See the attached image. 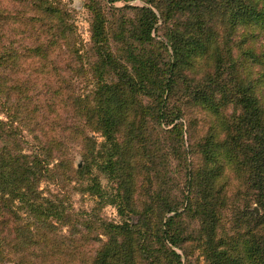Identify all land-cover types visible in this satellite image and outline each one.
Returning a JSON list of instances; mask_svg holds the SVG:
<instances>
[{
  "label": "trees",
  "instance_id": "16d2710c",
  "mask_svg": "<svg viewBox=\"0 0 264 264\" xmlns=\"http://www.w3.org/2000/svg\"><path fill=\"white\" fill-rule=\"evenodd\" d=\"M28 1L32 10L7 13L12 24L0 25V99L3 95L7 102L22 92L20 84L7 83L8 68L12 71L25 55L46 60L59 46L69 50L75 36L71 24L57 21L62 9L54 1L21 3ZM147 1L159 13L148 6L129 7L135 16H122L116 32H110L94 0L88 4L95 80L77 104L85 126L100 132L104 141L98 146L83 136V165L74 172L84 191L98 195L102 205L115 204L120 215L127 210L139 215L135 224L99 220L109 240L97 239L91 264H183V255L173 247L192 239L200 242L206 264H264V0ZM160 15L163 27L158 26ZM5 17L0 15V24ZM27 20H45L36 41L5 44L8 28ZM16 27V34L24 33ZM159 29L162 33L154 35ZM183 84L206 124L191 147L185 146L184 110L171 105ZM8 117L0 119V264L5 256L35 247L54 257L58 226H72V214L57 194L44 195L40 183L55 175L51 155L60 143L54 139L49 146L36 136L35 150L26 153L15 114L8 112ZM165 132H177L176 151L183 146V151L196 150L201 161L195 165L187 154L180 158L186 161L189 188L182 202L168 192L159 196L150 180L149 201L139 204L135 189L143 185L135 180L147 164L144 157L156 169L166 168L164 159H171ZM95 169L116 181L114 191L102 187ZM185 203L198 222L197 235L181 220ZM225 213L234 228L228 229Z\"/></svg>",
  "mask_w": 264,
  "mask_h": 264
},
{
  "label": "rangeland",
  "instance_id": "374dc122",
  "mask_svg": "<svg viewBox=\"0 0 264 264\" xmlns=\"http://www.w3.org/2000/svg\"><path fill=\"white\" fill-rule=\"evenodd\" d=\"M22 1L24 0H0V15L5 17L7 13L11 14V12L22 9L32 10L30 1L26 6L21 3ZM52 1L62 9L57 21L63 20L64 23L72 25L75 36L71 48L67 50L65 47L59 46L46 60L26 57L25 55V58L23 57L12 71L10 70L11 67L8 68L5 73L7 83L16 82L20 84L22 92L13 93L10 100L14 102L12 104L9 103L10 101L7 102L6 97L2 95L0 119L9 121L8 112L15 114L18 121L14 125L17 126V131L23 133L24 139L27 141V143H21L26 153L35 150L38 144L36 136L45 142H49V146L54 144V139L55 142L60 143L61 149L54 150L51 155L53 156L51 157L53 162L51 167L55 175L50 179H43L40 183V189L44 195L52 197L53 194H57L64 201L65 206L68 207V212L72 214L73 225L58 226L59 235L55 248L57 254L54 257L49 258L50 253L40 252L35 247L33 249L35 250L34 255L32 249L25 250L24 256H17L16 253H13L5 256L4 264H14L17 260L25 258L24 264H91L94 252L98 247L97 239L109 240V235L100 226L99 220L119 224H123L125 221L135 224L139 220V215L130 210H127L125 215H120L117 206L113 203L102 205L98 195H91L84 191L85 185L77 180L79 177L74 170L83 165V136L86 134L91 136L98 146L104 141V136L100 132L85 126L80 109H78L79 104H77L78 96L90 94L95 80L93 64L96 61V55L92 41L93 11L88 7L92 0ZM94 3L104 11L106 25L109 26L110 32L118 30L122 16H135V11L129 7L148 6L159 13L157 7L147 0H94ZM10 16L7 15L0 25L12 24ZM41 23L44 24L45 20L41 22L28 21L27 24L17 27L15 24L8 28V32L5 33L6 37L2 40L5 44L15 40L16 45L31 44L36 41L38 34L41 33L40 30L43 28L39 26ZM163 25L165 24H163V18L160 15L158 26L163 27ZM15 27L18 32L23 30L24 33L16 34L14 32ZM162 31L163 29L154 31V35L157 36ZM41 37L46 38L43 33ZM157 38L159 39V37ZM74 42L77 44L75 48L78 52L74 51ZM189 94L190 88H185V84L180 85L171 105H175L176 108L181 107L184 110L185 146L191 147L204 134L206 124ZM86 102L87 100H84L82 108ZM167 128L171 131L172 125ZM151 137L148 141L154 143V135ZM164 138L168 139V144H171V159H164V162H167L166 168L156 169L144 157L142 161L147 164L135 180L144 188L143 190L142 187L138 186L135 189V199L138 200L139 204L149 201L146 191L150 188V180H153L152 189H157L156 192L159 191V196H163V192H168L172 199L182 202L183 196L185 192L188 193L189 188L186 187V161L180 158L183 154H187L189 158L193 156L195 165L201 161V155L196 150L194 152L183 151L185 146L179 151L173 148L178 139L177 132H165ZM89 146H92L90 142ZM165 149L168 150L169 145L164 146V151ZM61 156L63 157L61 158ZM141 158L138 156V159ZM61 160L64 161V165L61 164L56 168ZM135 167L139 169L141 162H136ZM155 172H158L159 178ZM94 173L99 174L101 185L106 191H114L116 187L114 179L99 173L96 169ZM148 176L150 179L147 178ZM251 208L253 211L259 212L257 204L253 203ZM180 211H185L181 220L187 226L188 232L194 234L198 229V222L188 210L187 203ZM224 222L228 229L234 228L230 214L225 213ZM57 225L59 224L57 223ZM195 235L197 234L195 233ZM199 243L198 240L192 239L183 244L182 247L173 248L183 255V264H206ZM11 251L14 250L11 249Z\"/></svg>",
  "mask_w": 264,
  "mask_h": 264
}]
</instances>
